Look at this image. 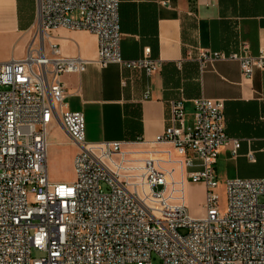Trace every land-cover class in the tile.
I'll list each match as a JSON object with an SVG mask.
<instances>
[{
  "label": "built area",
  "instance_id": "obj_1",
  "mask_svg": "<svg viewBox=\"0 0 264 264\" xmlns=\"http://www.w3.org/2000/svg\"><path fill=\"white\" fill-rule=\"evenodd\" d=\"M60 28L96 35V60L64 58L52 45L50 56L32 50L0 64V264H264V178L227 180L221 205L220 151L241 147L226 134L225 102L199 98L189 126L184 101H172L164 132L142 147L89 143L84 114L66 109L62 76L90 64L151 76L161 62L149 48L123 57L120 0H38L37 35ZM198 60L202 71L236 61L244 78L264 75V48L254 55L248 42L230 54L199 49ZM58 122L78 146L72 183L49 178ZM188 184L205 187L200 218L187 207ZM33 248L45 257L32 258Z\"/></svg>",
  "mask_w": 264,
  "mask_h": 264
},
{
  "label": "crops",
  "instance_id": "obj_2",
  "mask_svg": "<svg viewBox=\"0 0 264 264\" xmlns=\"http://www.w3.org/2000/svg\"><path fill=\"white\" fill-rule=\"evenodd\" d=\"M120 18L123 57L139 59L149 48L161 67L151 76L116 64L64 74L66 109L84 114L86 141L142 147L135 143L153 142L164 132L172 101H184L190 126L199 98L223 100L226 134L241 147L236 155L231 146L221 149L217 179L264 178V75L257 71L246 79L236 61H218L202 71L198 60L199 49L230 54L242 42L258 54L264 48V0H120ZM37 26L38 0H0V64L23 60L32 50L50 56L52 45L64 58L96 60V35L65 28L37 35ZM53 136L78 152L60 122ZM200 191L203 199V185H186V200L193 202Z\"/></svg>",
  "mask_w": 264,
  "mask_h": 264
},
{
  "label": "rangeland",
  "instance_id": "obj_3",
  "mask_svg": "<svg viewBox=\"0 0 264 264\" xmlns=\"http://www.w3.org/2000/svg\"><path fill=\"white\" fill-rule=\"evenodd\" d=\"M76 146L67 143L64 138H58L53 136L49 139L48 148V173L52 182L59 183H72L76 180V171L74 166V158L76 155ZM202 185V184H194ZM221 196V205H225V186L224 182H221L218 189ZM205 198V194H204ZM202 192L197 194V197L193 202L189 203L188 198L186 204L191 213L195 217H202L204 215ZM264 202V198L261 199ZM45 257V253L32 249V258ZM153 264H162L159 258L154 256Z\"/></svg>",
  "mask_w": 264,
  "mask_h": 264
}]
</instances>
